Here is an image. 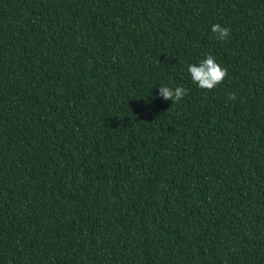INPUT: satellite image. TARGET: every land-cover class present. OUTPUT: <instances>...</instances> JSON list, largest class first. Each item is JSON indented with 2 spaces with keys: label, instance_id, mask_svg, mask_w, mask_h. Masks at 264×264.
<instances>
[{
  "label": "trees",
  "instance_id": "obj_1",
  "mask_svg": "<svg viewBox=\"0 0 264 264\" xmlns=\"http://www.w3.org/2000/svg\"><path fill=\"white\" fill-rule=\"evenodd\" d=\"M0 264H264V0H0Z\"/></svg>",
  "mask_w": 264,
  "mask_h": 264
},
{
  "label": "clouds",
  "instance_id": "obj_2",
  "mask_svg": "<svg viewBox=\"0 0 264 264\" xmlns=\"http://www.w3.org/2000/svg\"><path fill=\"white\" fill-rule=\"evenodd\" d=\"M211 32L218 40H225L230 31L228 28L222 27L220 24H214L211 27ZM187 72L190 74L191 80L199 88L211 91L216 88L227 77V69L218 64L212 55H207L198 65L189 64ZM186 95V90L183 87L170 88L161 86L159 88V96L165 101L171 100L172 103L180 102ZM230 100H235L234 94H229Z\"/></svg>",
  "mask_w": 264,
  "mask_h": 264
}]
</instances>
